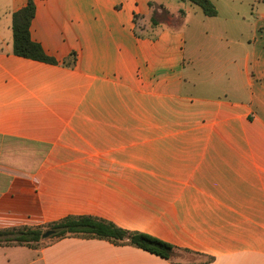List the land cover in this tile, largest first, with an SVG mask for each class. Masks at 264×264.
<instances>
[{"label": "crops", "instance_id": "crops-1", "mask_svg": "<svg viewBox=\"0 0 264 264\" xmlns=\"http://www.w3.org/2000/svg\"><path fill=\"white\" fill-rule=\"evenodd\" d=\"M32 1L57 63L0 31V228L90 215L179 250L71 236L0 264H264V0L214 43L151 0ZM26 2L0 0L10 27Z\"/></svg>", "mask_w": 264, "mask_h": 264}, {"label": "trees", "instance_id": "trees-1", "mask_svg": "<svg viewBox=\"0 0 264 264\" xmlns=\"http://www.w3.org/2000/svg\"><path fill=\"white\" fill-rule=\"evenodd\" d=\"M197 5L205 15L215 16L217 9L211 0H188ZM152 5V3H150ZM167 15L162 6H158ZM35 5L32 0L15 10L11 14L12 52L16 55L30 59L57 63L56 59L47 55L40 44L30 37L29 26L34 17ZM155 15V11H153ZM158 19L151 16L152 25H156ZM75 53L72 51L63 63L73 65ZM54 232L43 238L42 233L47 230ZM97 238L105 239L113 243H127L145 251L170 259L179 250L178 247L160 240L152 235L140 231H131L121 228L112 222L90 215H67L58 220L39 225L20 224L0 228V246H27L37 248L43 243L54 242L64 237Z\"/></svg>", "mask_w": 264, "mask_h": 264}, {"label": "rangeland", "instance_id": "rangeland-1", "mask_svg": "<svg viewBox=\"0 0 264 264\" xmlns=\"http://www.w3.org/2000/svg\"><path fill=\"white\" fill-rule=\"evenodd\" d=\"M216 9L218 10V17H209L203 13V11L195 4L188 0H151L153 7L159 8L162 6L166 8L171 14L182 9L185 13L184 15V26H187L188 32L191 36L197 35V30L203 29L204 32H208L209 36L203 41L207 43H214L216 31L221 27H236L242 34L248 33L249 24L247 23V18L252 13L253 0H212ZM233 8L238 9L241 13L245 14L246 19L239 20L232 18L231 12ZM159 11V10H158ZM167 15L160 10L158 12V18L160 20H168ZM0 31L3 33H10L12 36V30L10 27V15L0 13Z\"/></svg>", "mask_w": 264, "mask_h": 264}, {"label": "water", "instance_id": "water-1", "mask_svg": "<svg viewBox=\"0 0 264 264\" xmlns=\"http://www.w3.org/2000/svg\"><path fill=\"white\" fill-rule=\"evenodd\" d=\"M53 232H54L53 230L47 229V230H45V231L42 233V237H43V238H46V237H48L50 234H52Z\"/></svg>", "mask_w": 264, "mask_h": 264}]
</instances>
